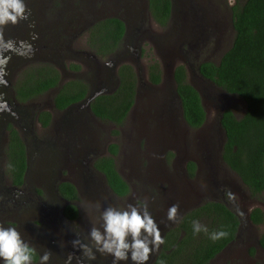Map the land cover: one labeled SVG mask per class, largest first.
I'll use <instances>...</instances> for the list:
<instances>
[{"label": "rangeland", "instance_id": "obj_1", "mask_svg": "<svg viewBox=\"0 0 264 264\" xmlns=\"http://www.w3.org/2000/svg\"><path fill=\"white\" fill-rule=\"evenodd\" d=\"M234 1L172 0L173 9L179 10L177 18L171 19L161 27L152 21L149 24L146 21L145 26L149 27V31L143 35L142 30L137 31L136 35L140 33L136 38L128 35L120 50L114 54V72L118 62H127L138 77L134 102L124 121L116 125L108 120L94 118L85 107L75 113L77 120L80 119L86 129V139L90 143L87 149L93 145L96 146L97 153H107L108 143L117 142L115 165L129 184V191L125 196L115 197L108 190L100 173L90 174L91 170L88 168L87 177L76 176L75 180L81 191L77 197L83 214L81 219H87L85 222L88 227L92 225L84 211V201L87 204L90 201L96 202V199L106 208L111 205L121 209L126 208L128 204L143 208L146 203L162 231L164 226L173 224L167 220L166 215L170 206L178 204L181 213L207 197L218 198L223 189L226 204L240 219L238 240L221 250L210 264H264V249L257 243L258 235L264 226L252 223L248 218V212L253 206H259L264 211V191L258 196L250 195L238 175L221 160L219 154V145L224 140V134L217 123L218 112L224 106L229 107L236 116H240L245 109V102L239 95L226 92L212 82L204 80L196 71L198 61H217L230 45L233 37L230 6ZM100 2L101 0H97V4ZM25 3L29 10L28 18L15 25L9 23L0 28V66L4 67V75L7 77L15 71L11 67L19 57L38 59L35 56L42 51V39L55 35L57 31L48 29V23L60 19L63 11L66 14L79 11L85 13L86 18L91 16L88 0H25ZM132 24L129 23L130 34L132 30L136 31L135 24ZM56 28L59 29L58 26ZM59 35L56 42L63 39L69 41L68 34ZM84 38L81 34L77 40L69 41V49L64 52L60 51L53 56L51 52L46 53V58L49 56L47 59L52 60L58 67L61 81L80 77L91 83L100 77L99 72L92 68L93 65L87 56L84 61L75 57L77 54L85 56L86 54L81 52L83 49L91 52L86 47ZM44 56L38 57L45 58ZM103 60L107 62L113 59ZM155 60L161 69V79L158 83H152L148 79L149 64ZM71 64H77L79 67L73 68ZM177 64L184 65L186 79L200 93L206 116L199 127L190 126L183 118L172 75ZM106 73L103 71L102 76ZM20 76L21 72H16V79ZM113 80L115 81V76ZM92 84L94 87H104L107 83L98 81L97 84ZM52 93L53 90L46 91L33 101L38 104L44 99L47 100ZM151 99L157 103L156 106L145 107ZM26 130L29 167L31 172H36L37 157L32 156L35 146L29 141L31 132L28 127ZM63 156L67 158V152ZM188 159L197 163L194 177L187 176L185 172ZM87 165L90 166L89 160ZM26 183L30 189L32 186L42 185L31 183L29 179ZM53 183L51 178L50 188ZM220 183H224V187H220ZM90 185L93 187L91 190L95 189L103 198L99 199L89 193L93 192L88 190ZM104 199L111 202L106 203ZM3 206L4 210L0 208V224L8 227L5 224L14 223L24 207ZM96 215L98 216V213ZM249 248H253V253H249ZM98 260L100 264H112L111 256L100 254ZM121 264L125 263L122 261Z\"/></svg>", "mask_w": 264, "mask_h": 264}, {"label": "trees", "instance_id": "obj_2", "mask_svg": "<svg viewBox=\"0 0 264 264\" xmlns=\"http://www.w3.org/2000/svg\"><path fill=\"white\" fill-rule=\"evenodd\" d=\"M170 4V0H149L152 17L161 25L168 21ZM230 20L233 29L230 45L217 61L203 59L197 62V66L204 78L226 92L239 95L245 102L242 115L236 116L229 107H225L219 117L225 133L220 155L241 179L249 194L258 196L264 191V0H235L230 6ZM124 29V21L117 16L94 21L88 37L90 49L101 56L112 52L116 54L123 43ZM71 67L78 68L79 65L71 64ZM117 77L118 84L114 90L97 95L91 100L90 109L100 119L120 125L134 102L138 77L127 62L118 66ZM60 78V71L53 63L38 62L17 81L16 96L25 101L57 87L53 101L56 107L64 108L87 95V82L80 77L59 83ZM173 78L184 120L192 127L201 126L206 112L199 91L186 79L183 64L174 67ZM148 79L152 83H158L161 79V69L156 60L149 64ZM39 118L46 124L49 112L41 111ZM9 128L11 134L6 148L8 169L13 182L19 184L26 165L25 148L17 131L10 125ZM108 150L110 154L95 159L94 167L104 174L113 192L124 195L129 191V184L114 162L117 143H109ZM186 166L192 176L195 162L188 160ZM58 187L65 198L77 199V190L71 182H61ZM65 212L75 218V204L67 203ZM248 218L252 223L264 226V211L259 206L249 210ZM194 220L206 225L209 233L226 230L229 235L212 241L204 232L194 234ZM239 226L238 215L224 201L207 199L185 211L176 225L166 231L164 243L152 264H207L235 238ZM258 241L264 249V228L258 235Z\"/></svg>", "mask_w": 264, "mask_h": 264}, {"label": "flooded vegetation", "instance_id": "obj_3", "mask_svg": "<svg viewBox=\"0 0 264 264\" xmlns=\"http://www.w3.org/2000/svg\"><path fill=\"white\" fill-rule=\"evenodd\" d=\"M88 1L90 3V5L88 6L89 13L91 14L90 18H86L85 13H81L79 11H75L72 13L68 12L67 14L63 11L62 15L60 14V19H54L53 22L48 23V29H52V31L54 29V31H57L55 35H51L47 38H44L45 40L42 39V51L41 53L35 56V58L37 57L38 59L28 60L32 58H28L25 56H23L22 58L19 57L12 64L11 68L12 70L15 69V71H12L9 77L4 75V67H2V65L0 66V208L4 210L3 205H6L7 208H10L11 206L24 207L23 212L18 214L19 219L17 218L14 220V223H6L5 225L16 227L17 230L21 232L25 241L36 249V253L33 257V264H40V256L46 249L51 251L49 264H100L98 260V255H100L101 253L95 252V249H93L96 255V259L88 260L83 256L82 251L80 249L75 248L73 246L72 241L76 239L84 240V238L89 232L88 229H90L91 227H88L86 225L85 221L87 219H84L85 217L81 219V216L83 217V214L81 207L78 204L79 198L74 200H69L65 198L63 194L59 191L58 187L61 182L69 181L75 186L79 196V193L81 191L76 183L75 178L76 176H78V178L80 176L87 177L86 172L88 171V168L91 170L89 171L90 174L100 173L103 177L105 185H107L104 174L99 171L96 167H94V161L100 156L110 154V152L108 150L107 153H97L96 146L93 145L88 148L89 150L87 149V145H90V143L86 139V129H84L81 120H77V118L75 117V113L80 110V108L85 107L90 112L91 116H93L94 118H99L98 116L94 115V113L91 111L90 102L97 95L103 93H110L114 90V88L118 84L117 69L122 62L117 63L114 72V52L107 54L106 56H101L90 49L88 42V37L90 35V27L92 26L94 21L117 16L122 19L125 23V29L122 37L124 42L128 35H132V38L135 36L136 38L140 33L139 32L136 35L137 31L142 30V35L148 32L149 27L145 26L146 21L148 24L150 23V21H152V23H155L156 26H163L152 17L151 11L149 9V0H101L99 4H97V0ZM170 1L171 4L169 18L167 21L168 23L171 21V19L173 20L177 18L176 16H178L177 14L179 13L178 9H173L172 0ZM174 22L176 24V21ZM129 23H133L132 25L135 24L136 31L134 32V30H132L131 34L129 32ZM57 26L59 27V29L56 28ZM61 33L68 34L70 42L71 40H77V38L81 34H83V36L85 37L84 42L86 44V47L90 49L91 52H87L85 49H83L81 50V52L86 55L79 56V54H77V56L75 57H80L81 60L84 61L86 60L85 57L87 56L89 58V61L93 65L92 68L95 71L99 72L100 77L97 78L96 81L92 82H96V84L98 81L100 83H107L104 86L105 90L102 93L95 95L90 100L89 107L84 104L86 96L91 91L101 88L103 86L94 87L95 85L92 84V82L89 83L83 78L81 79L87 82L88 85L87 95L83 99L70 103L64 108H58L54 104L53 95L57 91V87L47 89L46 91L53 90L52 95L50 97H47V100L44 99L38 104L34 103L33 100L35 99V97L39 96L40 94L46 91L25 101L18 99L16 96V83L18 80L23 78V74L27 71L29 67L36 65L38 62L53 63L52 60L47 59L50 58L49 56H47L46 58V53L51 52L53 56L54 54L56 55V53L60 51L64 52L69 49L68 40L66 41L63 39V41L60 40L56 42L57 38L60 36L59 34ZM78 52L80 53V51ZM38 56H44L45 58H39ZM103 58H112L113 60H109L106 62L103 60ZM18 71L21 72V76L16 79V72ZM103 71L109 73H106L107 75L104 74L102 76ZM114 76L115 81L113 80ZM66 80L61 81L60 78L59 83L65 82ZM156 104L157 103H155L151 99L150 102L145 105V107L151 105L156 106ZM130 109L131 107L129 108L127 114L129 113ZM41 111L49 112V119L46 124H43L42 120H40L39 118ZM9 125L11 126V128H14L17 131L19 137L24 143L25 148L26 165L22 174V181L19 184L13 182L12 174H10V171L8 169V158L6 148L11 134ZM27 127L28 130L31 132L29 141L33 146H35L32 156L37 157V165L35 168L36 172H31L29 167V152L27 148L28 143L25 137L27 133ZM40 134L43 135L41 136ZM222 143L223 140L219 145L220 151L222 148ZM63 148L66 149L62 151ZM66 152L67 158L63 156V154ZM88 160L90 164L89 167H87ZM188 160L185 163V172L187 176L194 177L196 176L195 171L192 176H190L188 173L186 166ZM4 164L5 166L3 167ZM195 164L197 167L196 162ZM51 178L54 183L53 186L50 188L49 182ZM28 179L31 183L37 182V185H42L39 186L40 188L38 186H32L31 189L27 188L26 182L28 181ZM83 179L86 180L85 178ZM2 181H6L7 183L4 184ZM224 185V183L219 184L220 187H224ZM107 187L108 190L111 191L115 197H123L128 193L127 192L124 195H118L113 192L108 185ZM92 188L93 187L90 185L88 190L93 191L91 190ZM89 193H92L93 196L96 195L97 197H99V199L103 198L100 196V194L97 193L95 189L93 192ZM225 195L226 194L222 189L219 192L218 198L207 197L201 202L207 199H214L222 200L226 203ZM95 201L96 202L90 201L88 203L101 204L96 199ZM69 202L74 203L77 208V216L75 218L69 217L68 214L65 212V206ZM104 202L109 203L111 201L104 199ZM84 205H86L85 201ZM188 209L190 208L184 209L181 213H179L178 220L180 219L182 214ZM28 220L31 221L28 222ZM176 223L164 226L161 231L162 238L164 237L166 231L170 227L176 225ZM77 233L79 234V236L77 235ZM237 240L238 238L236 235L235 238L228 242L221 250H225V248H228V246L232 245ZM85 242L87 243L88 241ZM160 246L158 249L154 250L153 253L149 256V259L146 264H152L156 254L160 250ZM258 246L262 248L259 244ZM221 250L216 253L215 256L210 258L207 264H210L213 259L217 258ZM247 252L248 250H246V253ZM249 253H253V248H249ZM70 256L71 259L69 260ZM124 263L132 264V261L131 259H129L127 262ZM0 264H4V261L2 259H0Z\"/></svg>", "mask_w": 264, "mask_h": 264}, {"label": "clouds", "instance_id": "obj_4", "mask_svg": "<svg viewBox=\"0 0 264 264\" xmlns=\"http://www.w3.org/2000/svg\"><path fill=\"white\" fill-rule=\"evenodd\" d=\"M28 12L25 0H0V28L9 23L15 25L20 20H26ZM84 211L92 226L84 240L76 239L72 244L88 260H95V252H99L111 256L112 264H121L129 259L132 264H146L150 254L164 243L161 231L146 203L143 208L128 204L123 209L111 205L104 208L99 203H87ZM178 213V204L170 206L166 214L167 220L178 222ZM192 227L194 234L204 232L212 241L229 235L226 230L209 233L207 226L199 220H194ZM77 235L79 236L78 233ZM35 253L36 249L25 241L16 227L0 224V259L4 264H33ZM50 257L51 251L46 249L40 256V264H49Z\"/></svg>", "mask_w": 264, "mask_h": 264}, {"label": "water", "instance_id": "obj_5", "mask_svg": "<svg viewBox=\"0 0 264 264\" xmlns=\"http://www.w3.org/2000/svg\"><path fill=\"white\" fill-rule=\"evenodd\" d=\"M196 71H197V73L199 74V76H200L201 78H203L204 80H207L206 78H204V77L198 72V66H196ZM172 75H173V72H172ZM208 81H209V80H208ZM104 90H105V88H104V87H101V88H98V89L93 90V91H91L90 93H88V95L86 96V98H85V100H84V104H85L87 107H89V102H90V100H91L95 95H97V94H99V93H102ZM175 95H176V97H178V99H179V96H178V94H177V92H176V89H175ZM179 101H180V99H179ZM180 104H181V103H180ZM224 108H225V107L222 106L221 109H220L219 112H218L217 123H218V126H219L220 128H222V127H221V124H220L219 117L221 116V113H222V111H223ZM223 134L225 135V133H223ZM258 244L260 245L259 241H258ZM127 264H129V263H127Z\"/></svg>", "mask_w": 264, "mask_h": 264}]
</instances>
